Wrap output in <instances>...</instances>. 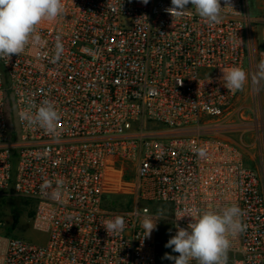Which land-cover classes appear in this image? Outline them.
Returning <instances> with one entry per match:
<instances>
[{
	"label": "built area",
	"instance_id": "obj_1",
	"mask_svg": "<svg viewBox=\"0 0 264 264\" xmlns=\"http://www.w3.org/2000/svg\"><path fill=\"white\" fill-rule=\"evenodd\" d=\"M63 3V15L38 26L40 44L0 59V199L34 202L30 223L43 236L0 232V264H156L165 240L161 227L143 238L146 216L171 238L188 215L234 204L245 227L230 237L226 264H264V161L247 165L249 146L222 134L238 90L224 87L221 68L245 70L264 98V20L249 0H231L215 25L191 5L172 17L171 0ZM57 37L64 51L54 61ZM45 99L60 113L58 137L20 119ZM117 159L136 168L128 213L102 204ZM116 216L124 230L107 233Z\"/></svg>",
	"mask_w": 264,
	"mask_h": 264
},
{
	"label": "clouds",
	"instance_id": "obj_2",
	"mask_svg": "<svg viewBox=\"0 0 264 264\" xmlns=\"http://www.w3.org/2000/svg\"><path fill=\"white\" fill-rule=\"evenodd\" d=\"M148 2L149 0H142L145 5ZM188 5L212 25L221 23L225 8H233L231 0H223V6L221 0H171V7L165 11L172 17H181L188 11ZM64 12L63 0H0V59L9 61L13 55L22 54L30 44H40L38 26L44 21H55ZM63 51V45L57 37L54 61L59 60ZM257 67L260 78L264 79V60ZM221 71L224 87L231 92L243 89L248 78L245 70L234 66L221 68ZM31 108H35V112ZM19 116L27 125L40 127L54 137L59 136L57 122L60 120V113L49 100L41 101L38 107L32 105L28 110H22ZM198 155L205 157L206 150L198 149ZM56 184L57 189L53 195L59 196V186L63 181L57 180ZM50 187V181L42 185L43 189ZM242 215V210L235 204L219 211L205 210L195 218L188 215L192 219L187 227L177 225L175 235L165 244L166 248L178 255L165 253L162 259L173 261V264H191L192 261H196V264H226L230 237H235L245 227L240 219ZM181 218L183 217L179 219ZM141 226L144 230L143 238L150 237L157 227V221L146 216ZM103 227L107 233H119L124 230L125 220L116 216L106 220Z\"/></svg>",
	"mask_w": 264,
	"mask_h": 264
},
{
	"label": "rangeland",
	"instance_id": "obj_3",
	"mask_svg": "<svg viewBox=\"0 0 264 264\" xmlns=\"http://www.w3.org/2000/svg\"><path fill=\"white\" fill-rule=\"evenodd\" d=\"M250 12L258 18L264 20V0H249ZM256 37H258V31ZM261 123H264V98L255 95L250 80H246L242 90H238L232 112L227 118L228 125L223 128L225 136L230 137L235 142H243L249 146V152L255 156L247 157L246 163L251 167L264 161V157L259 156L257 150L264 148V133L261 132V138L258 140L257 129ZM261 125V124H260ZM155 128H160L154 125ZM257 152V154H256ZM116 171L113 172L112 185L110 192H107L102 200L103 208L119 213H128L135 203L134 187L136 168L133 163L117 159ZM35 203L22 198L0 199V222L2 224L0 232L7 236H14L29 242H40L43 236L32 229L31 219L34 214ZM153 211L164 212L163 206H151ZM17 223L12 227L13 218ZM161 227V235L165 244L170 239L166 232V223H158L154 230L157 234ZM165 253L173 252L165 245L159 254L156 264H171L173 261L162 259Z\"/></svg>",
	"mask_w": 264,
	"mask_h": 264
},
{
	"label": "trees",
	"instance_id": "obj_4",
	"mask_svg": "<svg viewBox=\"0 0 264 264\" xmlns=\"http://www.w3.org/2000/svg\"><path fill=\"white\" fill-rule=\"evenodd\" d=\"M16 223H17V220H16V218L14 217V218H13V224H12V227H13V228H15Z\"/></svg>",
	"mask_w": 264,
	"mask_h": 264
},
{
	"label": "crops",
	"instance_id": "obj_5",
	"mask_svg": "<svg viewBox=\"0 0 264 264\" xmlns=\"http://www.w3.org/2000/svg\"><path fill=\"white\" fill-rule=\"evenodd\" d=\"M250 166V165H249ZM256 166V165H255Z\"/></svg>",
	"mask_w": 264,
	"mask_h": 264
}]
</instances>
